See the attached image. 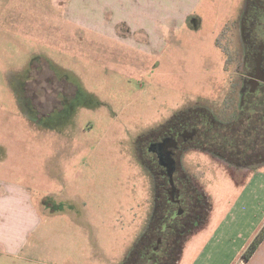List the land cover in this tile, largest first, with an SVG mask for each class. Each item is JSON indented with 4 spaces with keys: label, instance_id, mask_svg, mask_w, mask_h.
Returning a JSON list of instances; mask_svg holds the SVG:
<instances>
[{
    "label": "rangeland",
    "instance_id": "1",
    "mask_svg": "<svg viewBox=\"0 0 264 264\" xmlns=\"http://www.w3.org/2000/svg\"><path fill=\"white\" fill-rule=\"evenodd\" d=\"M248 3L0 0V178L17 195L0 208V264L123 262L155 203L147 139L194 108L227 121L238 105ZM225 162L190 167L220 207L214 225L255 168Z\"/></svg>",
    "mask_w": 264,
    "mask_h": 264
},
{
    "label": "flooded vegetation",
    "instance_id": "2",
    "mask_svg": "<svg viewBox=\"0 0 264 264\" xmlns=\"http://www.w3.org/2000/svg\"><path fill=\"white\" fill-rule=\"evenodd\" d=\"M242 26L244 89L236 109L223 110L229 119L219 120L217 111L197 107L173 117L147 139L141 156L155 173V203L151 220L121 264L180 263L187 241L206 224L213 204L204 173L196 176L190 167L198 169L208 160L239 168L264 162V0H249ZM243 124L251 132L239 130L231 140L225 128ZM243 133L256 137L247 153H238L235 142ZM259 137L261 146L255 145ZM197 225L202 226L195 230Z\"/></svg>",
    "mask_w": 264,
    "mask_h": 264
},
{
    "label": "crops",
    "instance_id": "3",
    "mask_svg": "<svg viewBox=\"0 0 264 264\" xmlns=\"http://www.w3.org/2000/svg\"><path fill=\"white\" fill-rule=\"evenodd\" d=\"M117 20V23L121 21L120 23L125 25L122 18ZM139 31L137 29V33ZM5 155L7 154H4V157H6ZM1 163L3 162L0 158V165ZM263 166L264 162L256 164L255 168L250 171L248 180L236 192L237 197L231 207L232 211H229L223 221L215 225L213 221L218 216L220 207L212 204L208 221L189 238L179 264H185L192 252L196 248L199 249L200 244H204V246L198 251L196 259L199 260L196 261V264H199L200 261L202 263L207 262V264H264V240L249 260L243 258V253L249 245L247 243L252 241L264 226V216L259 215L257 217L259 210L264 209ZM11 187L15 190L16 185L6 184L0 178V208L4 205L2 200H10L16 195L11 191ZM29 201L28 198L27 204L31 205ZM44 203V201H41L40 205L42 206ZM31 209L34 212L33 206H31ZM258 221H261V223L258 224ZM252 223H256L254 227L251 226Z\"/></svg>",
    "mask_w": 264,
    "mask_h": 264
},
{
    "label": "trees",
    "instance_id": "4",
    "mask_svg": "<svg viewBox=\"0 0 264 264\" xmlns=\"http://www.w3.org/2000/svg\"><path fill=\"white\" fill-rule=\"evenodd\" d=\"M264 240V226L254 237V239L249 243L245 252L243 253L244 260H249L251 256L255 253L261 242Z\"/></svg>",
    "mask_w": 264,
    "mask_h": 264
}]
</instances>
